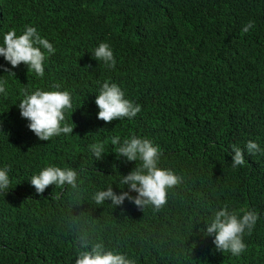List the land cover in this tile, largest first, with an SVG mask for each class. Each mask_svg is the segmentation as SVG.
Segmentation results:
<instances>
[{"label":"trees","instance_id":"1","mask_svg":"<svg viewBox=\"0 0 264 264\" xmlns=\"http://www.w3.org/2000/svg\"><path fill=\"white\" fill-rule=\"evenodd\" d=\"M248 21L255 27L243 33ZM26 25L56 51L43 77L0 56V168L10 178L0 193V264H74L80 229L135 264H264V154L246 150L249 140L264 149V0H0V44ZM101 42L114 68L93 58ZM105 81L141 111L98 119L93 97ZM55 84L72 96L64 123L73 133L42 141L20 116L21 89ZM132 135L159 145V166L182 177L160 211L92 201L109 186L128 191L119 180L136 162L117 158L110 138ZM94 142L105 143L102 159L88 150ZM232 145L244 150L243 166L232 167ZM80 164L88 171L78 194L50 185L41 195L30 183L44 167ZM225 204L259 215L239 256L201 232Z\"/></svg>","mask_w":264,"mask_h":264},{"label":"clouds","instance_id":"2","mask_svg":"<svg viewBox=\"0 0 264 264\" xmlns=\"http://www.w3.org/2000/svg\"><path fill=\"white\" fill-rule=\"evenodd\" d=\"M253 21H248L241 29L243 33L254 28ZM56 49L47 38L40 35L36 27L26 25L21 34L17 35L15 29L7 31L0 44V56L12 66L18 67L25 64L28 72H33L37 77H43L45 73V60L48 55L54 54ZM93 58L108 68L116 66L113 51L108 43L101 42L92 51ZM3 67V65H0ZM90 67V65L88 66ZM15 73L5 68V73ZM7 81L0 80V93L7 94L5 85ZM54 90L28 88L21 89L23 99L18 108L20 116L28 121L27 127L39 140L48 141L61 134L73 133L74 126L64 123L66 110L72 108V96L67 90H60V85H53ZM93 99L98 107L97 118L105 123L123 118L132 119L141 111V106L125 97V92L116 83L105 81L96 91ZM111 144L116 146L117 158L124 157L127 161H135L136 166L127 175H122L119 184L128 186V191L117 194L112 186L105 190L96 191L92 196L95 205L101 206L110 201L113 207L123 205L125 199L134 203L140 210L151 208L160 211L168 203L169 190L182 183V177L169 168L159 166L162 156L159 145L147 138L132 135L121 142L119 136L110 138ZM88 150L95 160L102 159L105 154V143L94 142L88 145ZM232 167L237 168L245 164V154L237 145H232ZM247 153L254 155L257 152L264 154L258 143L249 140L246 144ZM137 161L139 164L137 165ZM88 169L80 164L78 167H44L38 174L30 178L38 194H43L50 185L59 188L70 187L77 194L80 190L82 176ZM10 178L7 168H0V193L4 194L9 189ZM121 187V188H123ZM135 192L136 195H131ZM259 215L255 210H245L238 214L230 210L225 204L214 213L206 227L201 231L206 236H213L215 248L223 253L230 252L233 256H239L246 251L244 235L251 234ZM78 254L74 264H135L133 259L125 254L107 249L102 240H96L88 229L75 231Z\"/></svg>","mask_w":264,"mask_h":264}]
</instances>
